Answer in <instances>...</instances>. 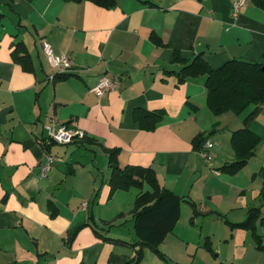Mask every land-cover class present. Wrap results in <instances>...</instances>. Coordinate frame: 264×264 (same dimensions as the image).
Returning a JSON list of instances; mask_svg holds the SVG:
<instances>
[{
	"label": "crops",
	"instance_id": "crops-1",
	"mask_svg": "<svg viewBox=\"0 0 264 264\" xmlns=\"http://www.w3.org/2000/svg\"><path fill=\"white\" fill-rule=\"evenodd\" d=\"M237 1L117 0L106 9L86 0H0V264H132L138 248L132 244L141 235L129 230V237L120 236L111 227L118 217L135 229L131 211L149 186L135 188V194L131 188L111 193L108 159L101 178L93 162L68 164L63 172L69 148L65 156L56 151L61 160L41 176L44 150L53 153V145L94 146L104 154L102 147L119 148L121 167L152 168L159 184L180 198L164 206L170 219L178 210L158 243L164 257L146 247L138 264H264V248H256L251 231L227 223L241 222L258 207L263 223L255 232L264 246V103L249 125L260 137L255 155L237 173H223L219 168L234 158L230 136L242 127V114L213 115L205 76L178 81L182 65L172 62L176 50L186 61L201 54L214 68L233 58L262 62L264 10L244 0L234 15ZM152 33L162 45L151 41ZM17 41L30 56L31 72L11 57ZM42 41L70 59L67 78L49 79L57 73ZM102 75L118 77L120 86L97 97L90 88ZM138 108L164 115L145 130L134 118ZM52 119L70 121L69 127L96 144L73 139L44 147V125ZM215 123L207 162L192 139ZM93 222L99 233L121 243L105 241L84 225L70 248L64 245L70 230ZM99 225H109V234Z\"/></svg>",
	"mask_w": 264,
	"mask_h": 264
},
{
	"label": "trees",
	"instance_id": "trees-1",
	"mask_svg": "<svg viewBox=\"0 0 264 264\" xmlns=\"http://www.w3.org/2000/svg\"><path fill=\"white\" fill-rule=\"evenodd\" d=\"M66 2H80L83 0H64ZM97 6L110 9L116 6L117 0H86ZM252 3L264 10V0H251ZM150 39L156 45H162L160 38L156 34H151ZM11 57L15 63L21 65L24 71H32V63L25 45L21 41L13 44ZM172 62L179 63L182 66L175 72L178 81H183L187 77L205 76L204 86L206 88V104L211 113L215 116L231 112L240 115L247 108L252 109L242 118V127L232 131L230 136V147L233 150L234 158L229 162H225L219 170L223 173L233 175L241 170L248 160L255 155L256 147L260 142V137L254 133L249 127L250 123L259 113L264 103V74L262 66L264 65V54L262 62H249L241 59H229L219 67H212L202 57L201 54L195 55L192 60L186 61L176 50L173 53ZM69 74H56L54 78L65 79ZM134 118L140 128L145 130H153L157 122L163 117L162 110L147 111L138 108L134 111ZM67 126L70 121L65 122ZM217 123H215L207 133H199L193 139V148L200 149L203 142L215 133ZM75 141L81 144H96V140L83 135L75 138ZM45 147V146H44ZM46 149V148H45ZM48 149V147H47ZM107 155L110 175L108 184L111 193L117 190H128L132 187L142 190L144 184L148 185L150 190L140 191L134 202L132 215L135 218V230L139 236V240L134 242L132 246H137L135 257L129 262L138 264L144 257V248H150L160 257H164L158 249V243L162 240L167 232H170L175 221L178 218V210L174 217L164 216V206L173 199H180L170 190L161 186L156 178L155 172L150 167L138 165H125L121 167L118 164L119 148L102 147ZM264 189V186H263ZM52 209L55 207L52 205ZM56 210V209H55ZM52 214L54 215V211ZM196 214V212H195ZM260 221L263 223L261 211L258 207H252L248 210L247 216L241 222L232 223L227 220L231 228L239 227L250 230L253 236L256 248L263 249L261 236L255 232L256 224ZM90 225L95 235L105 241H115L121 243L120 240L103 236L98 232V225L93 223H84L70 230L64 240V245L70 248L78 230L84 226ZM102 229V227H101ZM143 235V237H142ZM207 250L211 251V246L206 244ZM87 264V263H81Z\"/></svg>",
	"mask_w": 264,
	"mask_h": 264
},
{
	"label": "built area",
	"instance_id": "built-area-1",
	"mask_svg": "<svg viewBox=\"0 0 264 264\" xmlns=\"http://www.w3.org/2000/svg\"><path fill=\"white\" fill-rule=\"evenodd\" d=\"M244 3V0H239L233 3V14L235 15L238 8ZM42 49L49 65L56 69L57 74H66L70 72V59L66 55H55L50 45L42 41ZM54 75H50L49 79H53ZM120 86V80L118 77H110L108 75H102L98 78L97 82L90 88V91L95 96L100 97L103 93L116 89ZM44 131L46 138L43 141L44 146H50L51 143L66 144L73 141V139L82 137L83 132L77 129H72L66 124L58 123L55 120H50L44 125ZM212 147L210 138H207L202 148L199 150L200 155L207 161L212 160V156L206 152L207 149ZM44 162L40 168V175L45 176L50 170L52 164L56 161V156L53 155L48 149L44 150ZM82 206L85 207L86 203L83 202Z\"/></svg>",
	"mask_w": 264,
	"mask_h": 264
},
{
	"label": "rangeland",
	"instance_id": "rangeland-1",
	"mask_svg": "<svg viewBox=\"0 0 264 264\" xmlns=\"http://www.w3.org/2000/svg\"><path fill=\"white\" fill-rule=\"evenodd\" d=\"M50 68L56 70L55 68H52V67H50ZM251 109H252V106H250L245 111H243L241 113L242 115L240 116V118L242 119L246 114L249 113V111ZM212 127H211V129H212ZM217 136H218V134L215 135V137H217ZM214 138H212V140ZM214 140H213V142H214ZM52 148H53L52 154L56 156V161L61 160V158L57 157V155L55 154L56 151H62L61 155L65 156L64 150L65 149L68 150V148H69V150L65 156L67 163L62 164V166L64 167L63 172H67L68 167H69L68 164H73L74 166H77L80 163H83V164L88 163L90 165V163L93 162L91 164L92 169L94 172H97V175L99 176V178H101V172L99 170H101V168L107 164V157L99 148H96L94 146H88V145H84V146L53 145ZM212 149H209L210 152ZM209 150L207 152H209ZM210 152H209V154L212 155ZM217 160H219V157ZM97 168H99V169H97ZM108 172H109V169H108ZM69 178L71 180L73 179L72 176H69ZM67 184H68V182H67ZM135 191H137L135 188L130 189V192L132 194H135L136 193ZM107 212H108L107 214L109 216V211H107ZM120 223H121V221L119 220L118 217H116V220L114 221V225L111 227V229H113L114 234L129 237V230H130L132 236L134 237V235H135V237H136L135 229L132 226V224H130V221H128V224H126L125 226L123 224H120ZM99 227H100V225H99ZM102 228H103V226H102ZM103 229H104V232H107V234H109V225L104 226ZM147 251H148L147 253H149L148 254L149 257H154L153 254L150 252V250H147ZM148 264H152V263L149 261Z\"/></svg>",
	"mask_w": 264,
	"mask_h": 264
},
{
	"label": "water",
	"instance_id": "water-1",
	"mask_svg": "<svg viewBox=\"0 0 264 264\" xmlns=\"http://www.w3.org/2000/svg\"><path fill=\"white\" fill-rule=\"evenodd\" d=\"M261 70H262V73L264 74V65L262 66Z\"/></svg>",
	"mask_w": 264,
	"mask_h": 264
}]
</instances>
